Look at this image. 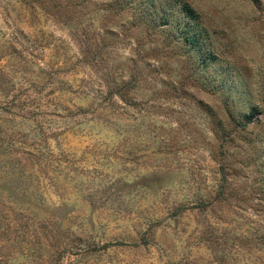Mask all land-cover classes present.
<instances>
[{"label":"rangeland","instance_id":"obj_1","mask_svg":"<svg viewBox=\"0 0 264 264\" xmlns=\"http://www.w3.org/2000/svg\"><path fill=\"white\" fill-rule=\"evenodd\" d=\"M188 1L204 74L103 1L0 0L1 264H264V0Z\"/></svg>","mask_w":264,"mask_h":264},{"label":"trees","instance_id":"obj_2","mask_svg":"<svg viewBox=\"0 0 264 264\" xmlns=\"http://www.w3.org/2000/svg\"><path fill=\"white\" fill-rule=\"evenodd\" d=\"M83 1L85 5L97 3V1H103L104 9L107 12H116V7L119 11L121 10L120 14L128 13L130 18L134 19L138 25H141L143 31H146V35H159L168 31V45L172 44L173 47L187 48L190 53H195V62H197V67H200L199 71L201 74H204L201 67H206L203 66V54L208 60L214 59V55H216L210 47L208 30L203 23L201 14L188 0ZM214 80H216V78H214L213 81ZM217 85L221 88L224 84L218 83ZM218 86L213 84L212 87L216 90L219 89ZM260 102L264 107L263 93ZM256 113L257 107L251 105L247 112L240 115L244 120H241L240 123L246 126L249 125V123L254 121L253 117ZM229 117H233L230 112Z\"/></svg>","mask_w":264,"mask_h":264}]
</instances>
